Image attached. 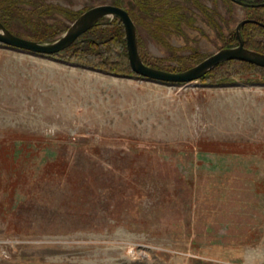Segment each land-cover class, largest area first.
I'll list each match as a JSON object with an SVG mask.
<instances>
[{
    "label": "rangeland",
    "instance_id": "1",
    "mask_svg": "<svg viewBox=\"0 0 264 264\" xmlns=\"http://www.w3.org/2000/svg\"><path fill=\"white\" fill-rule=\"evenodd\" d=\"M115 2L135 14L147 4L42 0L38 8L63 30ZM198 2L187 3L191 25L138 20L142 53L180 71L193 61L186 57L230 47L225 38L240 20L264 19V6ZM21 13L1 11L29 38L33 16ZM111 43H94L89 58L0 43V264H264V75L238 67L223 83L154 81L101 62L107 48L117 61L121 48Z\"/></svg>",
    "mask_w": 264,
    "mask_h": 264
},
{
    "label": "trees",
    "instance_id": "2",
    "mask_svg": "<svg viewBox=\"0 0 264 264\" xmlns=\"http://www.w3.org/2000/svg\"><path fill=\"white\" fill-rule=\"evenodd\" d=\"M42 0H0V20L3 22V24L9 29V24L4 20V17L1 15V11H5L9 14H14L15 16L21 17L22 16V11L27 12L28 14H30L31 16H33V19L30 20V22L32 23V27L34 28V30L32 31V33L29 35L30 39L33 40H37V41H43V42H49V41H53L56 39V37L63 32L67 26H64L63 30L62 29H57L45 22H43V20L41 19L40 15V10L38 7H41L42 4L41 3ZM164 0H162L163 2ZM190 2H192L197 8H201L200 7V2H198V0H188ZM188 1L185 0L184 2L181 0V2L178 5V1L175 0V2L170 6V8H165L164 4H162L161 1H159V6L155 5V4H149L148 0H143V2H146L147 4L145 5H137V8L135 9L136 11H138L139 13H134L132 12L130 9L125 8L128 13L130 14V16L132 17L134 23L136 24L138 20H140L141 22H143V18H151L153 20H155V23L157 26H153L155 28L161 29L160 27H164V26H178L179 22H181L182 20H186V23H189L190 25L193 23V19L190 17V15H188L186 13L187 6H188ZM228 3H231V0H225ZM249 2H256V1H260V0H244ZM24 2L30 3L32 2V11H28L20 6L22 4H24ZM117 2V1H116ZM113 3L116 4L118 6H121L118 3ZM170 4V3H169ZM168 5V2H167ZM47 7H49L48 11L51 10H60L61 8L57 7V6H53V5H46ZM156 7L159 8V10L161 11V14L163 16H157L155 17V13L156 12ZM134 9V8H132ZM180 13V14H179ZM21 15V16H20ZM147 15V16H146ZM146 16V17H143ZM77 17V14L73 15L71 14L68 18L72 21ZM209 17L211 18L212 16L209 14ZM252 19H256L258 21L264 22V19H258V18H253ZM119 19V18H118ZM103 22L99 21L96 23L95 26H93L92 28H90L89 30H87L85 33H83L82 35H80L69 47L65 48L64 50L60 51L59 53L56 54H62L65 53L66 55H69L70 53H74L77 56H83L85 58H89L94 54V48H93V44L95 43L96 45H99V43L103 42L104 45L106 46L107 43L113 42L115 45L119 46V48H121L119 55L115 53L114 57H117V61L114 63H110L109 59L110 56L109 54L106 52L107 49H104L103 52L101 53V55L98 57L100 58V61L108 64V65H112L111 67L113 68H120L123 70H126L127 73L130 74H135L132 70L131 67L129 65V61H128V57H127V50H126V43H125V34H124V28L123 25L121 23V21L119 20V22L114 23L113 26H101ZM260 27H258V26ZM259 24L256 23H245L242 27H241V35L243 37V41H244V46L255 50V51H259L264 53V42L261 41H257L255 38L256 37H262L264 38V27H262ZM12 31V30H11ZM15 34L20 35L18 32L16 31H12ZM24 36V35H23ZM27 37V36H25ZM111 43V44H113ZM225 43L227 44L226 46H231L230 43H234L233 45H237L238 43V38L235 32V29H233L232 31L229 32L228 36L225 38ZM138 49H139V53L141 58L143 59V61L146 64H149L151 66L157 67V68H161V69H166L162 66L157 65L154 61H152L151 59L147 58L141 51L140 46H139V42H138ZM99 53V54H100ZM97 54V55H99ZM192 57V58H191ZM188 58V59H187ZM185 59L187 60H191L193 59V61L191 62H187L183 67L180 68V70L183 69H187L191 66H193L194 64L198 63L202 58H197L195 56H189L186 57ZM91 61V60H90ZM94 64V63H92ZM116 65V66H115ZM241 67L243 69H254L256 71H258L259 74L264 75V67L261 66H257L254 64H251L249 62H245V61H241V60H228V61H224L220 64H218L215 68H213L211 71H209L208 73L204 74L199 80L205 79L207 81L211 80L212 82L215 83H223L225 82L227 79H229V76H232L233 71L235 72V70H238ZM168 70V69H167ZM171 70H179V69H171ZM139 76V75H137ZM141 77V76H139Z\"/></svg>",
    "mask_w": 264,
    "mask_h": 264
},
{
    "label": "water",
    "instance_id": "3",
    "mask_svg": "<svg viewBox=\"0 0 264 264\" xmlns=\"http://www.w3.org/2000/svg\"><path fill=\"white\" fill-rule=\"evenodd\" d=\"M231 1L246 6H264V2L249 4L242 0ZM108 15L118 17L123 25L127 57L131 70L147 79L172 83L194 81L201 78L219 63L228 60H241L264 67V53L245 47L240 32L241 27L249 22L264 27L263 22L252 18H244L236 24L237 45L222 47L187 69L172 71L146 64L139 53L136 24L125 8L115 4H100L85 10L67 27L61 36L49 42L37 41L15 34L0 21V43L34 54L53 55L69 47L80 35L95 26L101 18Z\"/></svg>",
    "mask_w": 264,
    "mask_h": 264
},
{
    "label": "flooded vegetation",
    "instance_id": "4",
    "mask_svg": "<svg viewBox=\"0 0 264 264\" xmlns=\"http://www.w3.org/2000/svg\"><path fill=\"white\" fill-rule=\"evenodd\" d=\"M256 3H263V2H256ZM264 23V22H263Z\"/></svg>",
    "mask_w": 264,
    "mask_h": 264
}]
</instances>
